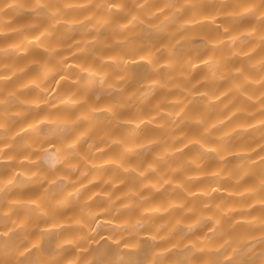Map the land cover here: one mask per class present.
Here are the masks:
<instances>
[{
  "label": "clouds",
  "instance_id": "9594fccd",
  "mask_svg": "<svg viewBox=\"0 0 264 264\" xmlns=\"http://www.w3.org/2000/svg\"><path fill=\"white\" fill-rule=\"evenodd\" d=\"M0 264H264V0H0Z\"/></svg>",
  "mask_w": 264,
  "mask_h": 264
}]
</instances>
